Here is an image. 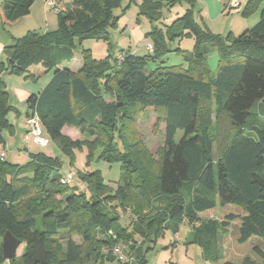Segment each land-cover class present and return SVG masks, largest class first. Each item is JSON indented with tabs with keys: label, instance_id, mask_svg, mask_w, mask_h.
Instances as JSON below:
<instances>
[{
	"label": "trees",
	"instance_id": "obj_1",
	"mask_svg": "<svg viewBox=\"0 0 264 264\" xmlns=\"http://www.w3.org/2000/svg\"><path fill=\"white\" fill-rule=\"evenodd\" d=\"M34 1L3 0V19L13 22L29 14ZM122 2L72 0L71 7L57 11V29L42 34L29 30L15 41L9 63H2L0 146H6L4 131L11 129L12 133L14 128L7 116L17 110L9 103L3 68L29 78L30 68L42 64L46 72L53 74L39 93L28 97L26 119L37 115L43 132L57 141L66 154L88 144L91 159L94 150L100 149L104 159L120 163L121 178L113 190L100 171H86L81 177L93 193L86 198L76 187L63 183L65 172L53 156L30 152L31 160L21 166L0 159V264H59V253L63 264H104L115 257L103 253L102 246L110 247L123 239L135 241L127 264H145L143 249L153 233L160 234L164 228L176 231L185 220L194 224L195 239L208 256L216 255L219 228L227 230L237 218L241 221L240 243L253 236L264 242V9L254 27L235 36L232 32L214 33L200 24L195 17L196 0H145L141 13L154 23L147 33L153 38V50L150 55H140L130 48L113 51L111 27L118 25L116 10ZM261 2L247 0L242 15H252ZM182 3L189 7L173 24L164 29L155 24L162 20L165 10ZM54 8H58L57 4ZM186 37L194 39L192 50L171 48L170 42ZM85 40L107 42L108 55L95 58L91 49L84 46ZM212 48L219 56L215 73L208 59ZM78 51L83 65L73 70L67 64ZM173 51L182 54L186 63L150 70V61L164 63V56ZM213 103L217 117L214 135L201 113L202 108ZM149 109L157 113L156 125H165L159 160L144 169L153 176L145 175L140 164L128 157L125 134L140 118L147 117ZM68 125L95 137V141L71 138L62 131ZM179 130L183 135L177 141ZM216 144L220 147L217 158ZM134 173L141 186L139 204L132 214L140 213L144 205L155 199L162 200L167 210H160L159 215L163 216L158 220L141 221L137 214V220L132 218L128 226L114 216V224L105 226L108 223L104 221V206L95 197H103L110 204L118 200L127 210L126 203L133 199L136 187ZM58 193L67 197L66 208L56 202ZM32 195L39 197L35 206L23 204ZM80 199L91 204L93 223L84 228L86 243L92 240L94 224L110 228L104 231L103 245L89 249L85 258L71 236L70 211L63 210L76 209ZM217 204H234L244 214L229 213L223 222L199 220L201 213ZM6 231L21 240L20 253L10 260L4 258L2 250ZM64 231L67 236H61ZM139 234L145 239L137 245L134 238H140ZM60 238L66 240L65 247ZM253 250L264 264V249L255 245ZM242 264L255 262L246 256Z\"/></svg>",
	"mask_w": 264,
	"mask_h": 264
},
{
	"label": "rangeland",
	"instance_id": "obj_2",
	"mask_svg": "<svg viewBox=\"0 0 264 264\" xmlns=\"http://www.w3.org/2000/svg\"><path fill=\"white\" fill-rule=\"evenodd\" d=\"M0 0V6L1 2ZM52 0H47L49 19L45 20L43 7L36 9H31L29 14L21 17L17 21L14 22H6L2 18V13L0 10V69L2 67V63L7 65L9 63V54L4 53V50H8L9 53L12 51V47L17 40V38L25 35L28 30L36 31L39 33H44L49 29L54 30L58 28V13L57 11L60 9V5L57 4L58 8H53L51 5ZM68 1V0H65ZM124 5L121 8V13H124L126 16H132L130 27L134 24H139L141 17L147 21V28L154 25L151 20L143 13H141V8L145 0H124ZM130 4V5H129ZM244 4V2H243ZM180 5V4H177ZM126 7L124 9L123 7ZM243 6V5H242ZM232 8L229 9V12H226L224 16L230 20V26L234 28L235 36L240 35L244 31L254 27L256 23L260 19V15L262 10L264 9V0L261 2V6L257 9L252 15L248 17H244L241 13L243 7ZM1 9V8H0ZM166 11V10H165ZM167 13V12H166ZM230 13V14H229ZM227 14V15H226ZM57 16V17H56ZM197 19L199 16L195 15ZM139 18V19H137ZM223 18V17H221ZM163 20H158L155 24L163 27L161 25ZM204 25L203 23H200ZM159 27V26H158ZM121 28V25H120ZM118 28V26L111 27V33L117 32V35L111 37L115 47L119 44H123L126 47L129 45V38L126 35H121L123 32L122 29ZM165 28V27H164ZM227 30L224 35L228 34ZM112 36V35H111ZM113 38V39H112ZM153 46V38L150 37ZM89 40H85V47L88 48ZM93 41V40H91ZM104 42V41H103ZM181 42V39H176V45ZM107 44V42H105ZM108 45V44H107ZM140 46L145 49L143 54L140 55H150L149 48H145L146 46ZM114 47V53H118L119 50ZM177 47V46H173ZM182 48V47H181ZM132 51V49H131ZM142 53V52H140ZM105 58V57H104ZM102 59V58H101ZM209 64L212 71L215 73L219 61V56L216 52V49L212 48L209 52ZM164 63L161 61H150L149 68L153 70L158 66H172V65H180L182 63H186L185 57L182 54H178V52H169L164 56ZM43 69V65H34L33 71H35V75H31L33 77L34 82L32 84L33 88L37 90L39 85H44V82L47 80L48 75L46 72L41 70ZM41 70V71H39ZM45 72V73H44ZM2 76L6 83V89L9 93V103L14 105L17 110H13L8 114V119L12 124H14L13 132L11 133V129L5 130V135L8 139L7 152H9L7 156V160L14 164L25 165L31 160L30 152L33 153H44L54 158H57L62 166V171L65 173L68 171H72L74 173V179L70 183L74 188L76 187L80 193L85 194L86 198L92 197V191L89 188L87 182L81 177L86 171L93 172L95 170L100 171L101 176L104 182L109 186L110 189L115 190L118 182L121 178V165L119 162H109L107 159H104L101 156V150H94L93 156L91 159L88 158L90 154V148L88 144H84L82 148H76L73 150L71 154H66L62 151L59 146V143L55 140L50 139V143L47 146H41L39 143L35 142L32 137L27 139V130L29 129V124L25 123L24 118L26 115L25 109L28 110L27 99L23 100L21 97L22 90L25 88L26 80L24 75H18L15 73H10L8 70L3 68ZM37 80V81H36ZM29 89V88H28ZM108 100H111L108 98ZM202 120L205 122H209V126L211 129V133L216 134V107L213 104L208 105L206 108L201 109ZM211 115V116H210ZM210 117V119H209ZM157 113L153 109H149L147 117L140 118L136 125H131L128 129V133L126 134V139L128 140L127 151L128 157L137 161L138 164L143 168V170H147V166L159 160L158 151L164 145L165 140V125L161 123L156 125L157 123ZM209 120V121H208ZM264 122V119H262ZM64 133L68 134L73 139H81V140H94L95 137H88L83 134L80 130L73 126H66L64 128ZM43 134L48 137V135L43 132ZM133 134H137L136 137H133ZM183 135V131L179 130L176 135V140L178 141L180 137ZM49 138V137H48ZM221 145H223V137L220 136ZM95 141V140H94ZM105 144V143H104ZM107 144V143H106ZM9 145L11 146L9 150ZM26 147V148H25ZM220 147L218 144L215 145L214 155L215 158L220 152ZM129 165V164H128ZM145 175L153 176V173L149 171H145ZM133 182L135 184V190L133 192V199H131L127 204L128 209L125 210L121 205L120 201H114L112 204L104 202L103 197H95L98 199L100 204L104 206V221H106L107 225H113L115 219L112 217H119V221L128 226L132 220H137L136 217L141 221H149V220H158L160 217L162 218L163 214L159 215L161 210L162 213L167 210L168 207L163 206L164 202L162 200H153L149 205H144L143 209L140 213L136 215L132 214L131 211L136 213V207L139 202L137 199H140V184L141 180L137 174H133ZM38 196L32 195L26 200L23 201V204L26 206L32 207L35 206ZM66 199L65 195L60 193L55 195V200L61 208H66ZM94 199V200H95ZM93 200V199H92ZM54 201H52L53 203ZM93 203V202H92ZM149 202H146L147 204ZM90 203H86L83 200H77L75 206L76 209H63L69 210V214L71 217V224L73 233L71 234L72 238L79 244L82 249V256L85 258V254L89 249H92L97 246L103 245V239L105 236L104 231L109 230L110 228H106L101 224H94V230L92 232V240L89 243H86L84 240V228L89 224L93 223L92 214L89 210ZM116 209H114L113 207ZM117 211V212H116ZM229 213L234 214H244L243 209L239 208L234 204L220 205L217 204L216 208L212 210L205 211L200 214V221H209V220H217L219 222H223L225 216ZM134 216V217H133ZM144 226L146 224L142 223ZM241 221L239 218L233 220L229 223V227L227 230H224L222 227L219 228L218 231V245H216V255L208 256L205 253L204 246L195 239V227L194 224L189 223L188 220L180 222L178 225V229L174 231L171 228H164L163 232L156 233L154 232L151 236V240L145 244L143 249L144 256L146 258L145 264H242L243 260L246 256H249L255 264H262V259L254 252L253 247L255 245H259L264 249V242L258 236L251 237L248 241L244 243H240L238 241L239 236V226ZM69 230V229H68ZM68 233L65 231L61 234V236H67ZM139 237H135L134 239L137 241V245L145 239L144 236L140 235ZM65 238V237H64ZM61 239V238H60ZM63 240V245L65 247L66 240ZM116 244H121L122 247L126 250L129 255L130 249L132 245H135V241L131 239L120 240ZM106 247L102 246V252L105 254H109L110 257L114 256L112 246ZM107 249V252L104 250ZM21 251L18 249V254ZM115 257V256H114ZM63 255L59 253L57 255V262L59 264L62 263ZM129 260L131 257L129 255ZM118 260L115 257V260H107L104 264H117ZM133 263V262H132ZM127 264V263H120Z\"/></svg>",
	"mask_w": 264,
	"mask_h": 264
},
{
	"label": "crops",
	"instance_id": "obj_3",
	"mask_svg": "<svg viewBox=\"0 0 264 264\" xmlns=\"http://www.w3.org/2000/svg\"><path fill=\"white\" fill-rule=\"evenodd\" d=\"M243 2H244V4H243V6H244L246 4L247 0H243ZM124 3L125 2L123 0L122 6L124 5ZM225 3L226 2L223 0H196L195 12H196L197 16H199V19H197V18L196 19L199 23L205 24L214 33H219V34L224 35L225 32L227 30H229L228 32H232L235 35L234 28L230 26V20L224 16V14L226 12H229V9L228 8L226 9ZM56 4L60 5V9H67V8L72 6V0H68V1L56 0ZM1 5H2V2H1ZM32 6H33V9H35L34 7H36V9H38V10H39V8L43 7L45 20L48 21V19H49V17H48L49 12L48 11L49 10H48V6H47V0H35ZM122 6L116 10V13L119 15V20H118L117 26H118V28H120V25H121L120 29L123 30L121 35H126L129 38V45H128V47H126L125 45L118 43L117 49L120 50V49L130 48V49H132L131 52L134 54H143L144 53L143 51L145 49H143L140 45L141 44H143L142 46L145 45L146 49H147V47L149 48V46L152 45L150 38L147 36V33L153 28L154 25H151L152 28L151 27L147 28V21L141 17L139 24H134L133 26L130 27L132 18H134V17L129 16V15L126 16L124 13H121ZM188 7H189L188 4L182 3L180 5H175L174 7L164 11V15L162 18L163 21L161 23V25L163 26L162 28L164 29V27H167V26H170L171 24H173V22L175 20L180 18L185 13V11ZM123 8H125V6ZM31 9H32V7H31ZM221 17H223V18H221ZM156 25L161 28V26L158 25V23ZM48 31H52V30L49 29ZM111 35L115 39L117 32L116 31L114 33L112 32ZM88 43L91 44V45H88L89 46L88 48L91 49L92 54L95 58L101 59V58H104L108 55V53H109L108 52V45L105 42L89 40ZM194 43L195 42H194L193 38L186 37V38L181 39V42L179 43V45L178 44L176 45L175 41H172V42H170V46L172 49L177 48V47H179V48L182 47L181 49L190 51L193 49ZM84 46H85V42H84ZM173 46H177V47H173ZM140 52H142V53H140ZM149 52H151L150 48H149ZM4 53L9 54L8 50H4ZM82 65H83V60H82V55H81L80 51L76 52L74 59L69 64H67V66H69L73 70L80 69L82 67ZM33 67L34 66H32L30 68L29 74L35 75L36 73H35V71H33ZM41 70L45 71V68L43 67V69H41ZM41 70H39V71H41ZM45 74L48 75L47 80L44 82V84L46 85L50 81L53 72L50 71V72H46ZM24 78L26 80H28V79L29 80L26 81L25 88L22 90V93H21V97L23 100L28 99V97L33 93H39L45 87L44 85L40 84L37 90L30 89V88H33L32 87V84L34 82L33 77L28 78V77L24 76ZM12 106H14V105L12 104ZM25 112H26V115H25L24 121H25V123H27V119H26L27 109H25ZM12 125L14 127V124H12ZM64 128H63V130H64ZM27 132H28V130H27ZM63 133H64V131H63ZM4 134H5V131H4ZM8 139L9 138L6 136V140H7L6 145L7 146H8V144H7ZM7 146H5V147L0 146V150H2L4 148L6 149V158H5L6 160H7V156L9 155L8 154L9 152H7V148H6ZM10 148H11V146L9 145V150H10Z\"/></svg>",
	"mask_w": 264,
	"mask_h": 264
},
{
	"label": "built area",
	"instance_id": "obj_4",
	"mask_svg": "<svg viewBox=\"0 0 264 264\" xmlns=\"http://www.w3.org/2000/svg\"><path fill=\"white\" fill-rule=\"evenodd\" d=\"M225 1V5L228 9L232 8H239L243 5V0H223ZM51 2V5L53 8L56 6V3L54 0L49 1ZM150 50H153V46H149ZM27 123L29 124L27 139L30 137L33 138V140L37 143H39L41 146H47L50 143V138L46 137L43 134L42 125L40 122V119L37 115H34L30 117L27 120ZM6 158V149L0 150V159L4 160ZM74 179V173L72 171H68L65 173L63 183L70 184L72 180ZM112 250L114 253V256L118 260L119 263H127L129 262V255L127 254L126 250L122 247L121 244H116L115 246H112ZM108 250L105 249L104 252H107Z\"/></svg>",
	"mask_w": 264,
	"mask_h": 264
},
{
	"label": "water",
	"instance_id": "obj_5",
	"mask_svg": "<svg viewBox=\"0 0 264 264\" xmlns=\"http://www.w3.org/2000/svg\"><path fill=\"white\" fill-rule=\"evenodd\" d=\"M21 240L14 236L11 231H6L3 235L2 250L5 259L10 260L17 256ZM132 264H135L133 262Z\"/></svg>",
	"mask_w": 264,
	"mask_h": 264
}]
</instances>
